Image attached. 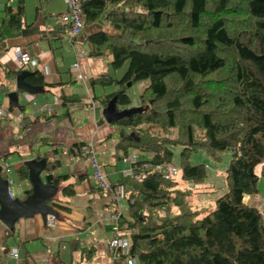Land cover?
<instances>
[{
  "label": "trees",
  "instance_id": "obj_1",
  "mask_svg": "<svg viewBox=\"0 0 264 264\" xmlns=\"http://www.w3.org/2000/svg\"><path fill=\"white\" fill-rule=\"evenodd\" d=\"M17 3L14 12L9 5L3 7L0 50L27 26L23 4ZM106 5L115 8L104 13ZM80 8L85 25L102 18L100 29L83 39L86 55H108L111 69L121 70L118 77L101 72L88 78L90 86L113 88L94 97L101 107L113 99V109L119 111L129 102L125 83L148 80L139 96L144 109L110 123L119 127L113 145L116 161L133 151L146 154L132 163L131 175L108 179L111 189L123 187L127 213L116 221L118 236L130 242L128 255L118 260L130 256L134 264H264L261 210L242 201L245 194L258 193L254 168L264 162V0H83ZM34 70L26 80L52 92L57 84L45 83ZM4 72L13 77L18 71ZM8 90L0 82V92ZM58 99L62 105L79 101L74 94L60 93ZM88 146L75 142L67 150L79 155ZM172 146L180 148L177 177L194 184L206 175L203 164L188 163L191 152L204 149L215 156L231 151L227 191L201 217L176 178L164 179L154 170L157 164L171 163ZM36 160L46 172V184L56 187L64 179L50 172L56 160ZM27 174V163L15 170L17 181ZM60 191L71 197L73 184ZM45 203L54 214L60 207L52 197ZM69 244L71 251L79 250L91 261L92 245Z\"/></svg>",
  "mask_w": 264,
  "mask_h": 264
},
{
  "label": "crops",
  "instance_id": "obj_2",
  "mask_svg": "<svg viewBox=\"0 0 264 264\" xmlns=\"http://www.w3.org/2000/svg\"><path fill=\"white\" fill-rule=\"evenodd\" d=\"M18 1L0 0L3 7L9 5L13 12ZM36 1L41 3V0H21L27 26L17 37L8 40L6 48L0 50V82L9 87L8 91L15 90L14 76H6L4 71L29 70L21 66L12 53L13 46H22L36 59V70L42 73L44 82L55 83L57 86L51 88L52 92L38 94L17 90L18 108H8L6 93L0 92V105L7 110V115L0 118V165L3 163L10 168L8 174L0 168V177L12 180L6 188L0 181V202L12 200L16 206H23V210L13 215V219L4 222L0 220V264L11 263L5 253L12 248H16L22 264H125L123 260L111 259L107 244L117 230V220L108 214L118 208L120 215L125 217L126 206L122 207L118 201H112L111 191L102 194L95 189L92 167L84 150L79 155L67 150L75 142L88 144L97 160V166L108 179L122 175L126 168L121 161L119 166L115 159L113 145L117 131L101 118V105L94 99L107 91L99 86H90L88 82V78H95L99 73L108 71L97 62L99 58L86 55V48L76 51L72 42H69L71 54L61 55L60 61L57 56L60 41H48L46 47L41 42L37 43L40 37L27 33L30 26L43 23L45 16V20L52 24L60 21L58 15L64 10V3L61 0L62 9L53 18L44 14L41 4L37 5ZM45 1L48 9L60 5L58 0ZM3 7L0 18L3 16ZM26 10L30 12V15L27 14L29 21H26ZM75 81L84 84V93L71 91L69 94L65 90ZM60 93L74 94L79 101L62 105L58 99ZM50 104V114L37 110L38 106ZM110 137L114 138L111 142L108 141ZM37 156L57 161L50 172L53 176L65 177L56 187L44 182L46 172L41 171ZM26 163L29 164L27 178L17 181L15 170ZM68 183L73 184V195L69 198L62 196L60 191ZM25 191L30 192L21 200ZM47 197L58 200L60 204L53 215V226L44 223V199ZM73 240L79 248L92 245L94 252L91 261L84 260L81 251H71L69 242Z\"/></svg>",
  "mask_w": 264,
  "mask_h": 264
},
{
  "label": "rangeland",
  "instance_id": "obj_3",
  "mask_svg": "<svg viewBox=\"0 0 264 264\" xmlns=\"http://www.w3.org/2000/svg\"><path fill=\"white\" fill-rule=\"evenodd\" d=\"M58 1L60 4L59 6H53V7H50L49 9L47 7L45 0H41V3H39V1H36V4L37 5L41 4L44 14L46 13L50 17L56 18L57 12L60 11V9H62L61 0H58ZM2 7H3V3L0 2V10L2 9ZM111 8H115V7L106 5L104 9V13ZM26 12L27 13L25 14H26V21H27L28 20L27 14L30 15V12L27 10ZM45 19H46V16L44 18L43 23L30 26L29 28L30 31H28L27 33L30 35L37 34L40 37L37 43L41 42L40 44H43L45 47L48 41L49 42H53L55 40L60 41L61 42L60 49L59 48L57 49V56L59 58V61H60L61 55L65 56V55L71 54V50H70L71 47H70L69 42L73 43V48L76 51L85 49L86 44L83 42V39L85 38L87 34L93 32L96 29H100L97 27V25L101 24L100 22L102 21V18H101L98 21V23H96V25L83 24L77 33L71 35L67 31L66 26L62 24V22L55 21V23L52 24V22H49L48 20H45ZM101 29L103 31H110L109 29L104 28V27H101ZM64 47H66L67 49H65ZM59 50H60V53H59ZM66 51L67 52L69 51V52L64 53ZM109 59L110 57H108L107 55V56L97 59V62L106 68V70L108 71L107 74L109 76L118 77L121 70L120 69L112 70L110 65H108ZM127 83L128 82L125 83L124 90L129 98V102L126 105L120 106V110L117 112V114H119L120 112L125 113L130 110H142L145 107V105H143L140 102L139 96L141 95L144 88L147 86L148 80L133 81L132 83H129V85H127ZM101 88L107 92L112 89L110 85H105L104 87H101ZM65 90L68 91L69 94L71 93V91H77V93H80V92L84 93L85 87L81 81H75L71 85L67 86ZM97 107H99V105ZM88 110L91 111V108L88 107ZM96 112H98V110H96ZM44 113L46 112L44 111ZM99 115L101 116L100 113ZM110 125L115 131H117V135H118L119 127L116 126L115 124H110ZM113 140H114L113 137L112 138L110 137L108 139V141L110 142ZM179 150H180L179 147H174V146L171 147V151H172L171 164L173 165H177L179 163ZM130 154H136L138 158L146 157V154H141L137 151H133ZM230 158H231L230 150H224L220 153H215V156H213L210 153H207L204 149H196L195 151L189 154L188 163L191 165L203 164L205 175H206L205 179L201 183L194 184L190 181L180 180V178L177 177L179 175L175 176L176 180L179 182V184H177L178 188L180 190L185 191L188 194L187 195L188 203H190L191 209L197 213V217H201L207 212L212 211L214 209V200L227 191L228 186H227V182L225 179V169L227 167V164ZM117 163L120 166V160H118ZM262 165H264V162L256 165L254 168V171L259 175L258 182H257L258 193L256 194V196L245 194L242 197V201L245 204L254 205L258 207L261 210V214H262V218L264 222V175H261ZM12 189H13V186H12ZM118 203L122 207H125V201H123L122 199H119ZM125 217H127V215ZM126 258L123 259L125 264H127Z\"/></svg>",
  "mask_w": 264,
  "mask_h": 264
},
{
  "label": "built area",
  "instance_id": "obj_4",
  "mask_svg": "<svg viewBox=\"0 0 264 264\" xmlns=\"http://www.w3.org/2000/svg\"><path fill=\"white\" fill-rule=\"evenodd\" d=\"M64 3V10L58 15V19L66 26L67 31L72 35L79 31L84 23V15L81 12L80 3L83 0H62ZM12 53L15 58L19 62L21 66H24L26 69L34 70L36 69L38 63L36 59L22 46H13ZM53 103H57L54 101ZM37 110L40 112H46L50 114L52 112L51 104L50 105H42L38 106ZM7 115V110L4 106L0 105V118H4ZM84 154L89 159L90 165L92 167V177L96 184L101 189L112 192V197L110 198L113 201H118L119 199H123L124 192L123 187L118 185L114 188L109 187L107 175L99 169L97 166V160L93 155V152L88 146L87 149L84 150ZM138 159L136 154H128L126 156L121 157L120 161L125 164L126 168L122 171V175H131V165L132 163ZM0 168L4 171V173H9L10 168L6 164H1ZM154 170L161 175L164 179L174 178L178 174V166L173 165L171 163L168 164H157L154 167ZM143 174L134 175L135 178H142ZM7 184L12 182L11 178L6 177ZM120 212L117 208L112 214H108L114 220H117ZM45 225L53 226L54 219L53 215L46 214L44 218ZM130 242L127 237L118 236L117 230L114 231L112 237L109 239L107 244V249L110 253L111 259H118L121 255H128ZM5 256L11 260L10 264H22V259L19 257V254L16 248L9 249ZM127 264H134V258L128 256L126 258Z\"/></svg>",
  "mask_w": 264,
  "mask_h": 264
},
{
  "label": "water",
  "instance_id": "obj_5",
  "mask_svg": "<svg viewBox=\"0 0 264 264\" xmlns=\"http://www.w3.org/2000/svg\"><path fill=\"white\" fill-rule=\"evenodd\" d=\"M34 73L35 70H20L19 72H17V74L14 76L15 90L8 91L6 93L8 106L15 108L19 107V104L17 102V92H16L17 90L27 94H38L42 92V88L40 86L32 85L26 80L27 76L33 75ZM127 85H129V83H127ZM130 111H127L125 113L120 112L119 114H117L118 111H114L113 99H111L106 106L101 107L100 114L106 123H111L115 119L128 114ZM0 181L5 185L6 188L7 186L6 178L3 179L0 177ZM22 202L23 201H20V203ZM45 207L46 210L45 213L43 214V218H45L46 214L54 215V212H52L49 209V207H47L46 205ZM20 209L23 210V206L22 205L16 206L15 202L12 200L0 202V220L4 222L6 219H10V220L13 219V215L16 214V212Z\"/></svg>",
  "mask_w": 264,
  "mask_h": 264
}]
</instances>
